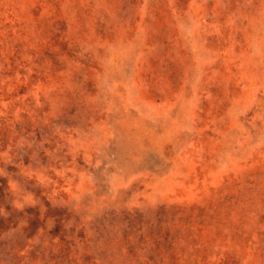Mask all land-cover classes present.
Masks as SVG:
<instances>
[{
  "label": "rangeland",
  "instance_id": "rangeland-1",
  "mask_svg": "<svg viewBox=\"0 0 264 264\" xmlns=\"http://www.w3.org/2000/svg\"><path fill=\"white\" fill-rule=\"evenodd\" d=\"M0 264H264V0H0Z\"/></svg>",
  "mask_w": 264,
  "mask_h": 264
}]
</instances>
